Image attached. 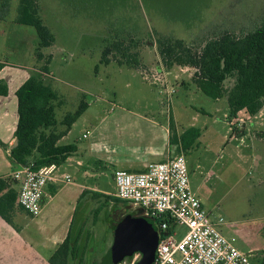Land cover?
<instances>
[{"label":"rangeland","instance_id":"rangeland-1","mask_svg":"<svg viewBox=\"0 0 264 264\" xmlns=\"http://www.w3.org/2000/svg\"><path fill=\"white\" fill-rule=\"evenodd\" d=\"M37 2L44 23L55 36L54 43L42 52L45 56L52 54L51 77L43 74L61 94V102L55 109L56 118L59 120L73 111L82 98L90 105L101 104L104 108L109 107L108 101H113L142 113L148 111L156 118H169L172 108L184 130L189 129L190 124L198 129L191 148L175 153L185 155L190 183L203 207L213 216H222L223 224L227 225L225 235L234 237L241 250L254 251L258 259L264 251V140L258 136V132L264 130V105L255 115L244 111L240 114L246 116V121L236 132L244 137L233 138L224 116L228 112L226 99L214 100L198 90L189 79V73L193 74L191 68L181 70L173 66L170 69L167 77L173 91L169 86L164 87L168 82L161 86L146 81L158 83L163 79L158 76L160 80H155L157 74L152 73L159 63L162 65L155 45L158 36L198 44L224 31L241 35L261 22L264 0ZM17 3L18 0H11L8 17L0 20V61L27 67L33 63L32 66L40 69L44 59L37 61L34 56L37 44L34 28L13 21ZM107 39H122L124 45L136 40L141 67L119 66L112 53L108 54L109 63H101V50ZM182 79L190 83L189 87L180 85ZM79 126L74 128L72 136ZM101 171L100 187L111 190V169ZM206 171H211L212 175L204 181ZM115 197H102L84 220L75 223L77 229L82 228L80 240L86 245V264L101 260L112 244L115 224L125 215H137L133 205L113 200ZM175 230L177 238L184 233L180 226ZM135 256L137 260L140 254L125 258V264Z\"/></svg>","mask_w":264,"mask_h":264},{"label":"trees","instance_id":"trees-1","mask_svg":"<svg viewBox=\"0 0 264 264\" xmlns=\"http://www.w3.org/2000/svg\"><path fill=\"white\" fill-rule=\"evenodd\" d=\"M10 8L11 0H0V20L8 17ZM13 21L34 28L38 39L34 56L37 61L44 59V64L32 72L15 91L17 124L14 137L17 144L10 149V157L20 165H59L76 151V144H59L58 141L67 134L71 125L86 109L87 102L84 98L80 99L73 111L67 112L59 120L56 118L55 109L61 100L43 74L49 72L51 54L45 56L42 52V49L54 43L55 36L43 21L37 0H18ZM155 45L166 70L173 66L189 67L193 70L190 81L198 90L214 100L226 99L227 121L236 116L239 110L255 115L264 105V16L257 26L241 35L224 31L198 44L163 35L156 38ZM136 46V40H130L129 45H124L122 39H107L101 50L100 62L109 63L111 60L108 54L112 53L119 66L139 69L141 57ZM2 66L3 63L0 62V69ZM0 87V94H5V84L0 82ZM197 135L196 128L184 130L179 136L182 146L180 151L190 149ZM235 136L239 137V132L235 131ZM258 136L264 140V130L259 131ZM177 141L176 137H172L170 143ZM13 184L9 178L0 177V217L18 230L19 226L14 223L13 218L20 206L17 203V193L12 188ZM113 200L127 202L117 197ZM137 216L139 215L128 214L123 219ZM145 219L158 229L155 222ZM166 221L169 223L167 233H170L174 224L171 220ZM117 224L113 226V237ZM81 236L82 228L76 231L70 228L64 240L48 258V262L86 264V245L81 244ZM103 257L90 264H101ZM124 260L125 258L122 261ZM253 262L264 264V251L258 259L255 256Z\"/></svg>","mask_w":264,"mask_h":264},{"label":"crops","instance_id":"crops-1","mask_svg":"<svg viewBox=\"0 0 264 264\" xmlns=\"http://www.w3.org/2000/svg\"><path fill=\"white\" fill-rule=\"evenodd\" d=\"M0 62L3 63L0 82L4 83L7 89L5 94H0V177L9 178L14 183L12 188L18 193L19 181L12 175L20 168V164L13 162L10 157V149L16 140L15 91L36 71V67L32 66L33 63L27 67ZM154 69L160 78L163 77L161 80L159 78L158 83H150L144 77L141 78L151 85L162 86L168 82L164 87L170 86L167 77L170 69H164L160 63L159 67ZM46 75L50 78L51 71ZM190 77L191 73L189 79ZM180 85L186 88L190 83L182 79ZM108 103L109 107L104 108L101 104L90 105L87 102L86 109L71 125L67 134L58 141L59 144L75 143L76 151L57 165L55 179L47 182L40 213L32 217L22 207L18 208L13 218L14 223L19 226L18 230L0 217V264H50L48 258L64 240L70 228L75 231V223L84 220L102 197H115V170L142 171L148 163L164 161L178 154L175 151L181 150L179 136L185 127L174 115L172 108L169 118H156L148 111L146 114L113 101ZM78 125V132L72 136L74 128ZM190 126L193 127L191 124ZM85 133L87 136L83 137ZM248 135L246 132L245 136ZM172 137L178 139L174 144L170 143ZM68 138L71 139L67 140ZM258 165L257 162L256 166ZM108 168L111 169L113 184L111 190H104L100 187L98 179L102 175L101 170ZM65 175L70 177V181H65ZM211 175V171H206L203 180ZM190 185L197 194L196 189L191 183ZM226 227L227 225L221 226L223 232Z\"/></svg>","mask_w":264,"mask_h":264},{"label":"built area","instance_id":"built-area-1","mask_svg":"<svg viewBox=\"0 0 264 264\" xmlns=\"http://www.w3.org/2000/svg\"><path fill=\"white\" fill-rule=\"evenodd\" d=\"M152 73H156L155 80H159V74ZM146 74L144 71L143 75ZM169 89L173 91V86L170 85ZM243 111L239 110L227 121L233 138H237L235 131H239L246 121V116H240ZM56 167L55 163L39 167L29 163L20 165L13 173V178L19 181L17 203L30 216L40 213L45 186L49 180L55 179ZM64 179L70 181L68 175ZM113 180L115 196L133 205L139 216L158 226V244L151 264H254V251L245 252L238 248L235 238L222 231L224 218L213 216L203 207L190 185L184 154L148 163L138 172L115 170ZM166 219L174 224L170 233H167L169 223ZM177 226L184 229L180 238H177ZM135 261L136 256L129 264Z\"/></svg>","mask_w":264,"mask_h":264},{"label":"water","instance_id":"water-1","mask_svg":"<svg viewBox=\"0 0 264 264\" xmlns=\"http://www.w3.org/2000/svg\"><path fill=\"white\" fill-rule=\"evenodd\" d=\"M17 144L15 140L14 146ZM158 244L155 226L142 217L121 220L115 227L111 246L105 253L101 264H118L124 258L139 253L133 264H151Z\"/></svg>","mask_w":264,"mask_h":264}]
</instances>
